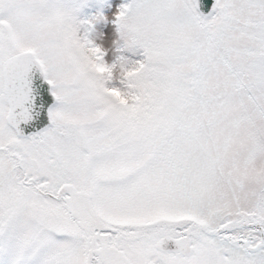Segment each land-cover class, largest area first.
Returning <instances> with one entry per match:
<instances>
[{
  "label": "snow or ice",
  "instance_id": "obj_1",
  "mask_svg": "<svg viewBox=\"0 0 264 264\" xmlns=\"http://www.w3.org/2000/svg\"><path fill=\"white\" fill-rule=\"evenodd\" d=\"M106 6L0 0V264H264V0Z\"/></svg>",
  "mask_w": 264,
  "mask_h": 264
},
{
  "label": "water",
  "instance_id": "obj_2",
  "mask_svg": "<svg viewBox=\"0 0 264 264\" xmlns=\"http://www.w3.org/2000/svg\"><path fill=\"white\" fill-rule=\"evenodd\" d=\"M215 0H199V4H200V11L204 14V15H208L211 11L212 6L214 5ZM36 77L40 78L41 83L44 85V87H49L46 82L43 81V77L41 76V74L39 72H35L33 79L35 80ZM47 99H48V106L50 107L53 103H55V99L54 97L51 95V91L49 90L47 93ZM49 123V121L47 120V117L45 115V120L43 124H40L39 126H34L32 123L29 124H22L21 128L25 131V134H31L37 131L42 130V128L44 126H47V124ZM172 244H169V248H172L171 246Z\"/></svg>",
  "mask_w": 264,
  "mask_h": 264
},
{
  "label": "rangeland",
  "instance_id": "obj_3",
  "mask_svg": "<svg viewBox=\"0 0 264 264\" xmlns=\"http://www.w3.org/2000/svg\"><path fill=\"white\" fill-rule=\"evenodd\" d=\"M107 5H110V7H105L104 11L106 15L111 16V13L119 8V6L124 3V0H106ZM95 10V9H93ZM111 32L112 33V39L115 40L116 34H115V28L110 23L108 25H98L97 26V32L99 33H105V32ZM172 248H174V245H171ZM171 249V248H170Z\"/></svg>",
  "mask_w": 264,
  "mask_h": 264
},
{
  "label": "flooded vegetation",
  "instance_id": "obj_4",
  "mask_svg": "<svg viewBox=\"0 0 264 264\" xmlns=\"http://www.w3.org/2000/svg\"><path fill=\"white\" fill-rule=\"evenodd\" d=\"M32 134V133H31Z\"/></svg>",
  "mask_w": 264,
  "mask_h": 264
}]
</instances>
